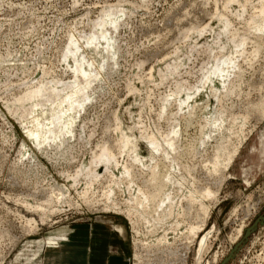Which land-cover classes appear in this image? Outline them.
Returning a JSON list of instances; mask_svg holds the SVG:
<instances>
[{
    "label": "rangeland",
    "instance_id": "rangeland-1",
    "mask_svg": "<svg viewBox=\"0 0 264 264\" xmlns=\"http://www.w3.org/2000/svg\"><path fill=\"white\" fill-rule=\"evenodd\" d=\"M232 1L0 0V264H86L88 256L82 257L79 249L90 244L105 222L128 240L123 247L129 264H264V32L247 24L259 14L262 0ZM110 7L124 11L112 29L117 55L85 49L88 60L100 67L93 97L68 144L40 150L7 104L28 82L71 78L63 57L69 36L89 35L101 11ZM225 18L231 25L224 33ZM233 36H245V46L230 45ZM230 52L238 66L228 69L227 83H218L217 92L207 85L195 106L179 109L171 98L161 112L164 96L180 83L199 86L211 65ZM177 65L176 73L167 74ZM219 115L222 127L213 123ZM117 123L135 139L142 157L150 153L142 134L166 135L178 127L174 157L200 187L215 192L197 237L187 235V229L203 215L199 206L186 203V216L172 213L157 227L139 219L133 226L102 198L108 175L100 178L95 194L81 198L85 176L75 181L68 176L91 159L97 143L109 140L117 151ZM242 135L247 138L227 170L206 169L218 148L234 149ZM24 142L31 154H22ZM123 159L130 161L126 154ZM140 168L135 171L141 185L146 176H140L145 175ZM100 170L103 174L104 166ZM129 193L118 189L112 199L124 209ZM41 203L44 209L37 208ZM209 231L200 257L201 239ZM161 232L168 234L169 243L155 244Z\"/></svg>",
    "mask_w": 264,
    "mask_h": 264
},
{
    "label": "bare ground",
    "instance_id": "bare-ground-1",
    "mask_svg": "<svg viewBox=\"0 0 264 264\" xmlns=\"http://www.w3.org/2000/svg\"><path fill=\"white\" fill-rule=\"evenodd\" d=\"M245 4L243 3L242 6L244 7ZM123 14L124 11L122 9L115 7L105 8L101 11L99 18L94 22L91 33L83 36L84 38L82 39H84V41H81L82 39L77 38L74 34H70L71 36H69L68 44L65 50H63V57L65 61H67V66L72 71L71 78L67 80L62 78H51V80L48 79V81L39 79L37 82H28L25 84L26 86L21 93L13 98L15 99L12 100L14 101L12 104L14 106L7 104L8 109L19 120L26 136L40 150H44L50 145L62 147L68 144L70 138L73 136L82 111L86 109L87 103L93 97L91 90L94 85L92 86V84L100 75V67H97L93 61L88 60L85 49L92 47L93 51L98 54L101 50H106V52L108 51L111 57L114 58L117 52L116 46L114 45L115 38L112 29H117L119 18ZM236 14L239 15V17L243 16V9ZM261 19L263 20L261 21ZM247 24L252 25L257 31L264 32V0L261 1L259 14L248 19ZM229 25H231L230 20L225 18L222 32L225 33ZM203 30L205 31V29ZM245 41V36H233L229 44L235 45L236 48L244 47ZM231 56L232 54L230 52L214 62L205 73L199 86L186 88L183 83L177 85V89H174V91L169 94L167 93L168 95H166V97L164 96L165 99L163 98L164 102L161 107V112H166L171 98L178 102L179 109L195 106V98L207 85L212 91L217 92L219 88L218 83H227L226 81L229 77L228 69L238 66L232 61ZM233 63L234 65L231 67ZM178 67L179 65L175 66L173 69L168 67L167 74L176 73ZM262 113L264 114V112ZM213 123H219L220 127H222L224 122L219 115L213 117ZM115 131L118 138V145L116 143V146H118L117 151L113 145L110 144L109 140L97 143L91 159L85 158L76 172L68 176V178L73 177L74 181L81 174L85 176L86 183L85 187L83 186L84 190L81 198L87 200L91 192L95 194L100 178L104 175H108V184L106 186L104 185L103 191H100L102 198L110 202L108 204L109 208L118 209L120 212L122 211L125 213L127 217L130 218L133 226L138 223L139 219L145 220L148 225L151 226L157 224L155 227L161 222L165 224L166 218L168 219L172 213H180L181 215L184 209L187 208L184 206L186 203L189 205V208L194 205L199 206L198 208H200V210H198L201 211L203 215V218L200 217V221L189 223L190 225L187 229V235L190 234L192 238L197 237L209 218L211 207L207 201L214 199L215 192L210 187H200L197 178L193 176L191 170L189 168L184 169L181 163L174 157L173 154L179 151L178 138L180 133L178 127L174 126L166 135H156L155 133L150 135L142 134V137L150 147L148 157H142L139 154L137 142L134 138L126 134L120 124L117 123ZM205 134L211 135L209 132ZM92 135L93 134H89L88 141H90ZM246 138L247 137L242 135L239 145L232 150H227L223 147L218 148L214 158L205 165L206 169L210 171H217L220 168L227 170L236 158ZM23 145L26 146L25 142ZM28 153H30V150L26 146L22 154ZM125 154L128 155L130 161L124 159L122 161L120 160V157H123ZM137 165L141 166L143 174H145H141L140 176H146L144 183L141 185L137 181V173L135 171ZM101 166L105 168L103 174L100 170ZM185 181H188V186H185ZM118 189L129 190V194H131V197H129L130 202L128 201L129 205L124 209L112 199ZM60 192V196L64 198V189L61 188ZM41 204L42 205L37 206V208L44 209L43 203ZM183 214H185V212ZM133 216H136V218ZM151 216L153 218V224H150L152 223ZM181 226L184 225L181 224ZM177 228L179 230V224ZM165 232H161L163 234H161L160 237L158 235L153 239L155 244L169 243L168 234ZM154 233L153 235H155ZM210 233L211 231L206 233L201 239L200 248L198 250L200 257Z\"/></svg>",
    "mask_w": 264,
    "mask_h": 264
},
{
    "label": "crops",
    "instance_id": "crops-1",
    "mask_svg": "<svg viewBox=\"0 0 264 264\" xmlns=\"http://www.w3.org/2000/svg\"><path fill=\"white\" fill-rule=\"evenodd\" d=\"M112 227L110 222H105L93 233L89 247L86 244L87 247L79 249L82 257L88 256L86 264H129V251L123 247L128 245V240L118 236Z\"/></svg>",
    "mask_w": 264,
    "mask_h": 264
}]
</instances>
